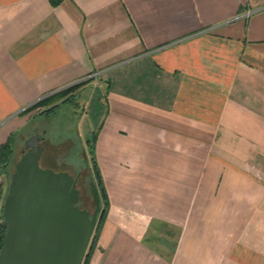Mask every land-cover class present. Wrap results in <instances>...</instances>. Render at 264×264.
I'll return each instance as SVG.
<instances>
[{"label": "crops", "instance_id": "1", "mask_svg": "<svg viewBox=\"0 0 264 264\" xmlns=\"http://www.w3.org/2000/svg\"><path fill=\"white\" fill-rule=\"evenodd\" d=\"M75 83L89 264H264V0H0V146Z\"/></svg>", "mask_w": 264, "mask_h": 264}, {"label": "water", "instance_id": "2", "mask_svg": "<svg viewBox=\"0 0 264 264\" xmlns=\"http://www.w3.org/2000/svg\"><path fill=\"white\" fill-rule=\"evenodd\" d=\"M29 140L30 149L14 163L3 203L0 264H82L100 209L97 185L90 181V213L78 205L81 191L73 175L42 166V147Z\"/></svg>", "mask_w": 264, "mask_h": 264}, {"label": "rangeland", "instance_id": "3", "mask_svg": "<svg viewBox=\"0 0 264 264\" xmlns=\"http://www.w3.org/2000/svg\"><path fill=\"white\" fill-rule=\"evenodd\" d=\"M67 88H63L31 104L22 113L23 117H27L28 120L17 133L10 156L1 165L0 170L2 179L0 188L1 223H5L3 203L8 191L11 174L14 171V163L21 155L20 148L23 145L24 138L34 133V127L39 129L40 136H44L42 144L45 146V153L50 158V161L42 160L41 163L56 170H69L74 176H78V186L84 197L83 201L91 207V211L94 210L90 190V181L96 180L92 161L95 157L93 146L89 145L85 139L83 123L78 124L76 121L79 118L80 111L76 107L75 100H67L69 94L63 93ZM49 109L51 110L48 111ZM92 118L93 116H91V124H94ZM43 129H45L44 132ZM60 156L63 161H60ZM102 225L96 234L97 239Z\"/></svg>", "mask_w": 264, "mask_h": 264}, {"label": "trees", "instance_id": "4", "mask_svg": "<svg viewBox=\"0 0 264 264\" xmlns=\"http://www.w3.org/2000/svg\"><path fill=\"white\" fill-rule=\"evenodd\" d=\"M79 84L80 83H75L72 86H69L67 88V90L63 91V93L69 94V96L67 97V100H69V101L72 100V99L74 100V93H70V92L74 88H76ZM50 110L51 109H49L48 111H50ZM17 133L11 135L9 137V140L6 143H4L3 145L0 146V170H1V165L4 162H6L7 157L10 156V153H11V150L13 149V145H14ZM93 138H95V136ZM42 160L50 161V159H48V158L40 159V164L42 166H44L41 163ZM92 161H93V166H94L93 169H94L95 177H96V180L95 181L93 180V181L95 182V184L97 185V188L99 190V194H100V198H101V204H102V207H103V212H102V214L100 215V217L97 220L94 232H93L92 237L90 239V242H89V245H88V248H87V251H86V254L84 256L82 264H89V260H90L91 254H92V250L95 248L94 244H96V241H97V235L96 234L99 231L100 226L102 225V222H103L104 218L106 217V213H107L106 205H107L108 200H107V195L105 193L103 180H102V177H101V174H100V170H99V167H98V164H97V161H96L95 157H93ZM47 167H51V166H47ZM53 169H55V168H53ZM0 188H1V185H0ZM81 194H82V192H81ZM79 204H80V201H78V205ZM0 230H1V234H0V248H1L2 243H3V239H4V235H5V230H6V223H4V222L1 223L0 222Z\"/></svg>", "mask_w": 264, "mask_h": 264}, {"label": "flooded vegetation", "instance_id": "5", "mask_svg": "<svg viewBox=\"0 0 264 264\" xmlns=\"http://www.w3.org/2000/svg\"><path fill=\"white\" fill-rule=\"evenodd\" d=\"M45 131V129H43V132ZM33 134H36V137L34 138V139H31V140H29L30 138H31V136L33 135V134H31V135H29L28 137H25L24 138V140H23V145L21 146V148H20V153L22 154V153H24V152H26L27 150H29L30 149V146H28L27 145V143H26V141L27 140H29L30 142H36L37 143V145L38 146H41L42 147V151H41V156H40V159H45V158H48V159H50L49 158V156H48V154H46L45 153V146H43V144H42V140H43V138H44V136H40L39 134V129L37 128V127H34L33 128ZM60 161H63V159L61 158V156H60ZM67 171H69V170H67ZM70 172V171H69ZM71 174H72V172H70ZM73 175V174H72ZM73 177L75 178V180H76V186L79 188V186H78V176L76 177V176H74L73 175ZM80 189V188H79ZM80 191H81V189H80ZM83 199H84V197L82 196V194H81V197H80V204H79V206L81 207V208H86L87 210H89L90 211V213H92L93 211H91V207L90 206H88L86 203H84V201H83ZM92 206H94V204L92 203ZM102 212H103V207H102V205H101V203H100V209H99V212H98V216H97V220H98V218L100 217V215L102 214Z\"/></svg>", "mask_w": 264, "mask_h": 264}]
</instances>
